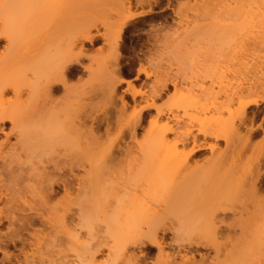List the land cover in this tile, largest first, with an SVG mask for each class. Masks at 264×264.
<instances>
[{"label":"bare ground","instance_id":"6f19581e","mask_svg":"<svg viewBox=\"0 0 264 264\" xmlns=\"http://www.w3.org/2000/svg\"><path fill=\"white\" fill-rule=\"evenodd\" d=\"M47 1L48 0H0V24H4L5 26L4 38L10 42L32 32L33 29H42L43 27L45 28L46 25L49 26L51 21H53L54 16L46 14L45 12L17 14V12H25V9L42 7ZM52 2L53 5H57L58 7L61 6L58 5L59 3L67 2V0H52ZM68 3H66L67 8L71 6L70 3L72 2L69 3L70 5ZM120 6H122L124 10L123 4ZM71 8H73V6L70 7V10H72ZM70 10L68 9L71 14L72 12ZM126 10H128V7ZM61 14H63V10ZM82 19L83 23L79 22L75 24L74 22L75 25L78 24L75 32L73 35L71 34V37L69 36L67 43L64 46V43H61L63 48H59V52L56 48V50H54L57 51V53L50 52L49 55V53H46L47 50H44L46 55H49L48 57L50 60H48V57L41 56L45 54L42 51V54H38L32 58H25L24 62L26 66L17 69V58H0V123L5 124L6 122H9L11 124L10 134H16V142L14 144L8 143V136L10 134H6V140L0 143V169L6 171V174H4L3 177L0 172V202L2 203L5 201V209H0V226H3L4 222H7V226H5L7 227L6 233L0 235V254L2 255L0 258V264L11 262L12 255L8 252V249L11 247L15 248L17 244H20L21 246L20 250L24 262H28L29 257L27 258V253L24 251L25 244L23 232H27L28 229H35V225L38 223L41 225L48 224L49 226L47 225L46 227L50 228L52 222L54 223L53 219L55 215L59 217H55L58 219L57 222L59 221L62 225L60 220H64L65 215L69 213V206H66V208V204H77L75 205L78 209L76 210L78 211L76 213L78 219L76 220H78L79 223L76 225V228L80 230L84 229L85 232L87 231V237H84V240V238L82 239V236L80 237L79 235L80 230H77V232H75V230L71 232L68 230L71 228H67V226L65 228L63 227L64 229L67 228L66 230L69 231L66 239L71 241H69V243L74 250L72 251L75 253L74 255H77L75 257L77 260H74L78 262L76 263L72 260V263H70L68 260L66 263L139 264V256L147 258L152 255L154 250H156L154 260L157 261L156 263L154 262L155 264H216L218 262V264H222L223 261L229 264L228 262H231V260H219L218 262H214V258L210 259L204 255H199V253V260H196L194 256L200 249L212 250L217 254L218 247L216 246V238L223 235L228 236V234L234 233L236 228L241 232V235L246 231L248 233L253 231L252 233H254V230L258 233V231L262 229L261 225L264 224V194H262L260 188V183L262 182L261 177L256 175L258 177L255 176V180L250 182V185H248L249 188L247 187V189L244 188L245 185L244 187H242V185L241 187L238 186V193H235L237 192V188L235 187V190V188L232 189L228 185L230 183L229 180L231 179H229L227 175L228 172H223L224 175H226L225 177L222 176L224 180L223 182L225 183L226 181L227 185L225 183V187L228 186V190L227 188L224 190L229 193V189L231 188L235 191L230 192V194H237V196L241 193L242 195L239 197L235 195L237 200L242 198L245 199L243 194L251 197L253 204L250 205L251 203L249 202L250 206H247L248 204L245 205L246 208L252 207V209L250 208L251 210H248L249 208H245L244 203L247 201V198L243 201L244 203L242 202V207H244L245 210L242 207H239L238 209L236 207L235 209L223 208L221 205L219 207L218 204H215L217 205V207H215L214 155L212 154L213 157L206 160L203 165L197 163L194 165L191 163L190 165L192 155H196L200 150L197 149V137L190 135L189 133L182 135L179 132L177 136L169 139L168 136L174 134L176 129L174 130L173 128L175 126L173 127V125L169 124L165 119L163 122L159 121L160 125H158L159 123L156 121L157 118L152 120L149 125L150 129L145 133V138L142 139L143 142L141 141V144L136 143V146L133 144L135 143V132L141 127L143 121L140 115L134 121L129 120L130 122L128 121L129 123L125 124L126 129H128V138L130 139L131 144H133L132 147L130 145L129 147L128 144L125 146L124 144V148L122 146L121 148L120 146H114L113 142H106L108 145L106 143H100L102 139L101 131L103 130V133L105 132V134H107L111 127L110 124L112 120L110 121V117H108L107 114L97 116L95 115V112L94 114L89 112L90 110L88 111V109H86L87 104H85L86 102L84 101L88 98H85V94H83L85 99L82 98L79 100L82 94H78V96L80 95L79 97H73L77 95H73L75 92H72V86L70 87V84H68L69 81H72L71 79L74 77V72H78L79 74L80 72L82 73L83 70L87 73L91 71V66H85L79 61V58H81L82 55V47L78 48L79 46L78 44L76 45V42H80V39L83 41L86 40L87 43L98 40L97 37H93L90 34V30L95 24L89 26L87 22H84L85 18ZM112 28L113 27H111V29L110 27H108V29L105 28L107 33H104L103 35L111 45L120 34L119 31L121 27L119 29L117 28L118 30L116 31V28L113 30ZM57 47H60V43ZM51 53L53 57L52 59L50 58ZM53 55H56L57 57ZM59 58L60 61L57 60ZM53 59L54 61L52 62ZM45 61L47 64L50 62H52V64L57 63L56 68L54 64V66L48 64L52 65V67H49L52 68V70L49 69V71H51H47L48 68H45ZM114 66L116 65L114 64L112 68H115ZM28 72L31 74V78H27V75H29L27 74ZM114 74L115 72L112 70L111 75L114 76ZM114 77H111V79L109 78V81H107L109 83L106 87V92L104 93L106 100H103V103L106 102L107 104H113L117 92L116 87L121 84L120 81L116 80ZM76 89L77 90L75 91L79 93L78 88ZM79 91L83 90L79 89ZM9 92L13 94V101L5 98ZM59 92L62 94L61 100L63 99V102L58 99L60 103H63L62 107H57L55 103L56 98L54 99L55 94ZM25 93L27 94V98L25 101H21V96ZM70 97H72L70 100L72 105L70 101H67ZM73 99L76 101L75 103H79L84 99L83 101L85 103L81 101L78 108V104L74 105L75 103H73ZM194 100H188L192 103L190 104L187 102L188 107L195 108L197 106L195 105L197 103ZM120 102L121 107L117 112L119 113V116H122L125 112L126 104L123 103L124 101H122V99ZM68 103H70V105ZM152 103L153 104L146 107H154V102ZM257 103L258 101L251 102L253 105H256ZM69 106H72L71 108L73 109ZM213 107L214 104L212 105V108ZM156 113L155 117L160 118L165 112H163V110H157ZM165 116L167 117V115H164V117ZM173 116L175 123V119L177 120V118L175 115H172V117ZM67 118L70 123H68L69 121ZM66 120L68 122H66ZM195 120L199 122V118L198 120ZM213 121H200V124L198 123V134L202 135L205 139L213 138L215 141L222 139L223 136L226 139V134L230 132V130L232 131V129L227 131L229 127L225 129V126L218 125L216 122V125H214ZM0 131L2 132V130ZM188 135L191 139L190 143H192V148L186 153L184 152V149L188 148L187 143L190 144L187 141V137H189ZM60 144H63L65 148L67 147L68 149L70 147L73 151L75 149L74 153L72 150L71 152L70 149L69 152L66 153L68 151L66 149V152L65 150H62L65 153L60 155L61 153L59 154L57 152ZM7 145L8 151L6 152L5 148ZM210 148L212 149L213 146ZM132 150H137L136 152L139 154H135V156L133 155L131 157L130 155L133 154ZM122 154H124V160H122ZM20 155H23L25 159L24 162L21 161ZM24 165L27 166L26 169H24ZM13 167H15L16 170H14ZM117 170L120 174L122 173L121 176H125V178L119 176L121 177L120 179L123 178V181L121 180V182L124 188L121 187V182L119 184V187L123 189L121 190L123 193L120 191V194L122 193L123 196L120 195L122 198L119 196V190L115 191L118 189V179L115 177L116 173L117 175L119 174ZM123 170L124 172H127V174L125 173V175H123ZM181 170H185L186 173L183 177L180 178L178 176L176 178L175 176L179 174V172H183H181ZM76 172H78L77 175ZM79 172L81 174H79ZM106 174H108L107 178L109 179L106 178ZM217 174L219 175V173ZM132 175L133 177H131ZM113 177H115L116 180H114ZM218 177L216 176V179ZM134 178L136 180L138 178L137 183L140 182V186L139 183L137 185ZM105 179H107V181H105ZM128 179L130 181L132 179V182H135L136 184L134 185L136 186L130 188V184L124 186L126 184H124V181L127 180L126 182H130ZM109 180L112 183H110ZM113 181H116V189L113 185ZM231 181H233V178ZM107 182H109V184ZM102 183H106L109 186L111 185L114 190L112 191L111 187L105 184L107 186L106 188ZM220 186H222V184H220ZM98 187L99 190H97ZM101 187H103V193L107 190L104 194L102 193L103 198L99 197L101 195ZM74 188L76 194L74 193ZM60 190L63 193V196L60 197L62 199L60 202H64L62 207V209H64H61V211L58 210L60 211L59 213L57 212V206H59L60 202L57 204H54L53 202L58 199L57 197H59ZM96 190L99 191L97 192L100 193L99 195L96 193ZM109 190H111L112 192H110L113 194H110ZM222 190H218L219 195ZM93 192L97 194L100 201L101 198L104 201V197L106 198L108 195H112V203L115 205L111 206L108 203H105L108 204V206L104 204L105 206L102 207V205H100L102 211L99 213V210H96L98 208L97 201L99 200H97V196ZM114 192H117L118 195L116 193V196L120 197L118 198V201L117 198L113 196ZM73 193L76 197L73 196ZM224 193L225 192H223V194ZM160 196L161 198L163 197L162 200H160ZM226 196L227 195H225V197ZM114 197L115 200H113ZM91 198L95 201V204L97 203L96 206H94L95 204H93ZM86 199H90L91 201L90 208L88 207L90 206V204H88L89 202L85 203L87 202ZM157 200L158 202L160 200V202L158 203ZM77 201H79V203H77ZM152 201L155 204L157 203V205H160L156 207ZM68 202L70 204H68ZM72 202L76 203L74 204ZM101 204H103L102 201ZM91 208L93 209L92 213L94 215L98 212L96 215L99 218L95 215V219L94 215L88 212ZM45 213H47L46 216ZM56 213H59V215ZM107 213L108 216L110 215L109 217L104 215ZM52 214H54V216H51ZM111 214L116 216L111 218L114 216ZM100 216H103L104 220L100 218ZM49 219L51 220L49 221ZM94 220L98 222V224L103 225V227L105 226L104 233H101L103 235L105 234V237L103 235L102 237L100 234L101 237L98 236L97 229H93V225L95 224ZM91 222H93L92 227ZM100 222L103 223L101 224ZM252 223H255V225ZM243 224L247 227H244ZM251 225L253 226L250 227ZM258 225H260V227ZM51 226H53V224ZM256 226L259 228H256ZM262 230L264 232V229ZM262 230L259 231V233L262 232ZM32 233H34V231H32ZM32 233H30V235L33 239H36L34 240L36 242L35 244H33L32 241L28 242L35 248L42 241H39L40 238H38V233L37 236ZM248 233L246 235H248ZM257 233L254 234L258 235L259 233ZM168 235L171 236L170 241L177 249L170 254L165 253L167 242L164 243L163 241V237ZM50 237L52 240H48L52 242H49V245H51L49 247L52 249L56 248L54 247L55 238H52V235H50L49 238ZM55 245L58 247V244ZM103 248L107 249V258L97 263L96 257L102 253ZM130 248H138L139 250L144 249L145 253L140 251L139 256H136V254H129L128 249ZM78 250L80 252H78ZM248 251L250 252V250ZM249 252L248 254H250ZM126 254L128 255L127 258H125ZM60 255L62 256V254ZM228 256L230 257L231 255ZM238 257H236V259ZM177 258H179L178 262H176ZM48 259H46V262H43V259H41L40 263L33 262L32 259H30L32 262L29 261L28 263L58 264V262L55 263V261L52 260L53 258ZM233 259L232 262L238 260L235 259L233 261ZM62 261H67L65 254H63ZM19 263L20 261L17 262V264Z\"/></svg>","mask_w":264,"mask_h":264},{"label":"rangeland","instance_id":"374dc122","mask_svg":"<svg viewBox=\"0 0 264 264\" xmlns=\"http://www.w3.org/2000/svg\"><path fill=\"white\" fill-rule=\"evenodd\" d=\"M68 2H72L70 3L71 6H73V8H71L72 10H70L71 6L67 8L66 3ZM61 3L64 4L62 5ZM61 3L58 4L61 6L57 7V5H53L52 0H48L42 7L29 8L25 9V12H17V14H24L42 11L43 13L45 12L46 14L54 16V19L51 21L49 26L46 25V27H43L42 29H33L32 32H29L13 41L9 42L4 38L5 26L4 24H0V58H17V69H21V67L24 68L26 66L24 62L25 58H32L38 54H42V51L45 53L46 50V53H49V55L50 52L56 54V48L59 52V48H63V46L67 43L69 36L71 37L74 34L76 26L78 25L75 24L79 22L81 23L83 21L82 18H85L84 22H87L89 26L95 24V26L91 28L90 34L93 37H97L98 40L87 43L86 40L83 41L80 39V42H76V45L78 44V48L82 47V55L81 58H79V61L85 66H91V71L88 72L91 73L88 74L85 70L79 74L78 72H74V77L68 84H70V87L72 86V92H75V94H71L77 95L73 97H79L80 95L78 96V94H82L81 98H79L80 100L84 98L83 94H85V98L88 99L84 98L85 100H83L86 103L83 100L81 101L87 104L86 109H88V111L90 110L89 112L92 114L95 112V115L97 116L107 114L108 117H110V121L112 120L108 133L105 134V132L103 133V130L101 131L102 139L100 143L113 142L114 146H122L123 148L124 144L125 146L126 144L131 147L133 144L136 146V143L141 144L143 142L142 139L145 138V133H147L148 129H150L149 125L152 120L157 118L156 121L159 123L158 125H160V122H163L165 119V121L173 125V127L175 126L173 128L174 130L176 129L174 134L168 136L169 139L177 136L179 132L182 135L189 133L190 135L197 137V149L200 150L196 153V155H192L193 158L191 157L192 160H190V165L191 163L193 165L195 163L203 165L206 160L213 157L212 154L214 155V199L216 201H214V205L218 204L219 207L221 205L223 208L235 209L236 207L238 209L239 207H242V204L244 203L243 201L246 198L247 201L244 205H252L253 200L251 197L243 194L245 199H240L243 197L241 196L238 198L240 200H237V197L242 194L239 193L237 196V194L232 195L230 192L235 191L237 188V192L235 193H238V186L241 187V185L242 187L245 185L244 188L247 189L250 182L255 180L254 178L256 175H259L262 179L260 188L262 190V194H264V0H67V2ZM122 4L124 6V10L123 7L120 6ZM127 7L129 11L126 10ZM61 9L63 10V14H61ZM68 9L72 12L71 14ZM108 27H110V29L113 27L112 30L116 28L115 31L121 27L119 31L120 34L118 33L119 35L116 37L115 42L112 43V45L103 36L104 33H107L105 28L108 29ZM59 43L60 47H57ZM61 43H64L63 46ZM46 53L41 56L48 57L49 55L47 56ZM52 53L50 56L51 59L53 58ZM48 60H50L49 57ZM57 60L60 61V58ZM57 60L56 62L58 63ZM53 61L54 59L52 62ZM52 62L48 64H52ZM45 64V68H48V70H45H52V68L49 67H52L54 63L52 65H48L46 62ZM56 64H54L55 68ZM114 64L116 66H114L115 68H112ZM112 70L115 72V77L111 75ZM27 74H29L27 75V78H31V74L29 72ZM111 77L119 80L121 84L116 87L117 92L113 104H107L106 102L103 103V100H106L104 93L106 92V87L109 83L107 81H109V78L111 79ZM76 88H78L79 93L75 91L77 90ZM79 89L86 92L84 93L83 91H79ZM60 93L61 92L56 93L54 96V99L56 98L55 103L57 107L63 106V99L61 100L62 94ZM5 98L12 101L14 100L11 92H9ZM26 98L27 94L25 93L21 96V101H25ZM58 99L62 102L60 103ZM71 99L72 97H70V99L68 98L67 101L69 102ZM74 99L73 103L76 102ZM121 99L124 101L123 103L126 104V108L123 115L119 116L117 111L121 107ZM188 100H194L197 103H194L197 105L196 107L194 106L196 109L188 107V103H190ZM81 101L79 103H75L74 105L78 104L77 107L79 108ZM252 101H258V103L253 105L251 104ZM152 102H154V107L147 108L146 106L153 104ZM70 103L72 105L71 101ZM70 103L68 104L70 105ZM211 104H214V109ZM69 107L71 108L72 106ZM157 110H163V112H165L164 115H167V117L165 116V118L164 115L160 118L155 117ZM139 115L143 121L141 123V127H139L135 132V143L131 144L130 139L128 138V129H126L125 124H128L131 120L134 121ZM172 115H175L177 118V120L175 119L176 125L173 120L174 116L172 117ZM198 118L199 122L195 120H198ZM67 120L66 122L69 121ZM204 120H214V125L218 123V125L220 124L225 126V129L229 127L227 131L232 129L233 132L230 130V132L226 134V139L224 136L222 139L217 141L213 138L205 139L197 132L199 129L198 123L200 124V121ZM68 123H70V121ZM6 124H9L8 131L3 129V126H6ZM10 129L11 124L9 122H6L5 124L0 123V130H2V132L0 131V143L6 140L5 135L10 134ZM255 129L261 131L262 133V138L257 142H253L254 139L258 138V134H254ZM15 135L16 134L12 133V135L10 134L8 136L9 144H14L16 142ZM187 138V141L190 143V136ZM191 144L192 143H187L188 148L184 149V152L188 153L190 151L192 148ZM62 145L63 144H60L57 149V152L59 154L61 153L60 155L65 153L66 149L68 150L66 153H68L70 149V147L68 149L67 147L65 148L64 145L62 147ZM211 146H213L212 149L210 148ZM7 147L8 145L6 148ZM6 148L5 151L7 152L8 148ZM62 150H65V152ZM71 150L72 149H70V151ZM132 151L133 154L130 155L131 157L133 155L135 156V154H139L136 152L137 150ZM122 155V160H124V154ZM20 157L21 161L24 162L25 159L23 155H20ZM27 166H25L24 169H26ZM13 169L16 170L15 167H13ZM182 171L183 170H181V172ZM0 172L2 177L6 174V171L1 169ZM223 172H228L227 175L229 179L231 178L228 185L232 189L236 187L235 190L230 188L229 193L224 190L228 186L225 187L227 183L225 181V185L223 182L224 180L222 176H226ZM77 173L78 172H76V175ZM125 173L127 174V172H124L123 175H125ZM182 173L179 172V174L175 177H183L186 171L184 170ZM217 173H219V175ZM79 174L81 173L79 172ZM119 174L117 175L116 173V176L114 175L118 179V189L115 191L119 190V196H122L123 192L121 190L123 189L119 187V184L121 180L123 181L125 176H121L122 173L120 175ZM106 175L107 178L108 174ZM119 176L123 178L120 179L121 177ZM216 176H219V179L217 178L218 180L216 179ZM115 177H113L114 180H116ZM131 177H133V175ZM232 178L233 181H231ZM107 179H105V181H107ZM132 179L131 181L128 179L130 181L129 183L126 182L127 180L124 181V184H126L123 185L126 186L130 184L131 186H129V188L136 186L134 184L137 183L138 178L137 180L135 179L136 183H133ZM109 182L112 183L110 180ZM109 182L107 183L109 184ZM115 182L113 181V185L116 189L117 186H115ZM243 182L246 183L244 184ZM138 183L140 186V182ZM220 184H222V186H220ZM120 185L123 187L122 182ZM99 187L97 190H99ZM103 187L100 189L101 195L99 197H102V195L107 191H105L104 188L105 192L103 193ZM109 187H111V185ZM97 190L96 193L99 192ZM111 190H114L113 187H111ZM111 190H109V193L113 194L111 193ZM218 190H222L220 191V195L218 194ZM120 191L122 192L121 194ZM223 192H225L224 194L227 195L228 198L227 196L225 197ZM74 193L76 194L75 188ZM93 193L96 194L95 192ZM116 193L117 192H114L113 196H115L118 201V198L121 196H116ZM75 194L73 195L74 197H76ZM97 194L99 195L100 193ZM235 195L237 197H235ZM62 196L63 193L60 190L59 197H57L58 199L56 201L54 200L55 202L53 203L57 204L60 202L62 200L60 197ZM99 197L97 196V200H99L97 201V206L100 209H96L99 210V213L102 211L100 205H102V207L105 205L108 206V204L111 206L115 205L112 203V195H108L106 198L104 197L105 202L102 197L101 201L103 204H101L100 199H98ZM115 197L113 200H115ZM162 198L160 196V200H162ZM91 201H93L92 198ZM91 201L88 199L87 202H84H89L88 204H90ZM94 202L95 201H93V204H95ZM249 202L251 203L250 205ZM63 203H59V206H57V212L60 213ZM72 203L75 204L76 202ZM77 203H79V201H77ZM4 204L5 201L2 203L0 202V209H5ZM68 204L70 203L68 202ZM96 204L94 206H96ZM75 205H65V207L69 206V213L65 215L64 220L61 219L64 223L59 219L62 225L59 221L57 222V218L59 217L52 214L51 216H54V223L52 222L53 226H51V224L49 228L46 227L48 224L41 225L38 223L35 225V229H28L29 235H23L28 239V241H32L33 244H35L36 241L34 240L36 239H33L30 235V233L34 231L32 234L37 236L38 233V238H40L39 241H42L41 243L39 242L40 244H38L35 248L31 245V243L29 244V242L26 245L25 253H27L29 261L32 259L33 262L40 263L41 259H43V262H46V259L53 258L52 260L55 261V263L69 264L66 263L68 260L70 263H72V260L74 259L77 260L75 258L77 255H74L75 253L73 252L74 250L72 245L69 243L70 240L66 239L69 232L66 230L67 228H71L72 230L68 229L71 232L74 230L75 232L80 230L76 228L79 221L76 220L78 219V215L76 214L78 212L76 210L78 209ZM159 205L160 204L157 205V203L155 204L156 207ZM88 207L90 208L91 204ZM215 207H217V205H215ZM92 208L89 209V213H92ZM242 208L245 210L244 207ZM250 208L252 209V207H247L246 209L251 210ZM46 211L48 212L47 209ZM59 213L56 214L59 215ZM46 214L47 213H45V216ZM96 214H98V212H96ZM92 215L94 214L92 213ZM104 215H107V217L110 216H108V213ZM111 215L113 216L114 214ZM115 216L116 215L111 218H114ZM100 218L104 220L103 216H100ZM50 220L51 219H49V221ZM92 223L93 222H91V227L93 225ZM94 223L93 229H97L98 236H102L103 234L101 233H104L105 226L103 227V225L98 224L95 220ZM4 224L7 225V222ZM253 225H255V223ZM263 225L264 224L261 225L262 229H264ZM66 226L67 228L64 229ZM258 226L260 227V225ZM258 226H256V228ZM244 227L247 226L245 225ZM237 229L238 228H236V230ZM0 230L6 233L5 228L0 227ZM235 231L234 233L228 234V236L223 235L216 238L215 241L216 246L218 247V253L216 254L214 251V254L210 259L214 258V262H218L219 260H231V262H228L229 264H234V262L235 264H264L263 230V233L260 232L261 234L259 231L258 234L255 232L256 230H254V233H257L258 235L252 233V230V234L246 231L248 235H246V232H243V234L246 233L245 235H241L239 230ZM50 235L53 236L52 238H55V243L54 241L53 243L56 248L52 249L49 247L51 246L49 244L52 242L49 241L51 239V237L49 238ZM79 235L80 237L82 236L81 238L83 239L84 237H87V231L85 232L84 229L80 230ZM103 236L105 237V234ZM163 241L165 243L170 240L167 239V237H163ZM55 244H58V247ZM247 249L250 250V252ZM176 250L177 249L173 244L166 245L165 247V253L167 254ZM140 251L145 253L144 249H128L129 254H136V256H139ZM78 252L80 251L78 250ZM248 252L250 254H248ZM60 254H62V256ZM63 254H65L67 261H62ZM106 254L107 249L103 248L102 253L96 257V262L98 263L105 260L107 258ZM227 254L231 256L229 257ZM240 254H243L244 256ZM155 255L156 250H154L152 255L147 258L139 256V263L155 264L157 261L154 260ZM127 256L128 255L126 254L125 258H127ZM1 257L2 255L0 254V258ZM236 257H238V260ZM232 259L233 261L235 259L237 261L232 262ZM178 261L179 258H177L176 262ZM28 262L25 263L24 258H22L19 264H30ZM75 262L78 263L77 261ZM225 263L227 264V262L223 261L222 264Z\"/></svg>","mask_w":264,"mask_h":264},{"label":"flooded vegetation","instance_id":"af4514ba","mask_svg":"<svg viewBox=\"0 0 264 264\" xmlns=\"http://www.w3.org/2000/svg\"><path fill=\"white\" fill-rule=\"evenodd\" d=\"M3 129H5L6 131H8L9 124H6V126H3ZM5 226H7V225L3 224V226H0V227L6 229L7 227H5ZM2 233H4V232H2V230H0V235ZM23 235H29L28 231L27 232H23ZM166 237L169 240L171 239V236L170 235H168ZM23 239H24V244H25L24 245V251H25V247L28 244V239L25 236H23ZM166 244L167 245H169V244L172 245L171 241H167ZM10 249H8V251L12 254V259H11V262L10 263H6V264H17L18 260L20 261L23 258L22 254H21V250H20L21 249V246H20V244H17V246L15 248L11 247ZM17 249H19V250H17ZM198 253H199V255H204L205 257H208V258H211L213 256V254H214L213 251H208V250L200 249L197 253H195V256L194 257H195L196 260H199V258H200L198 256Z\"/></svg>","mask_w":264,"mask_h":264},{"label":"crops","instance_id":"0c3cea01","mask_svg":"<svg viewBox=\"0 0 264 264\" xmlns=\"http://www.w3.org/2000/svg\"><path fill=\"white\" fill-rule=\"evenodd\" d=\"M254 132H255L254 134H258V138L254 139L253 142H257V141H259L262 138V133H261V131H259L257 129H255Z\"/></svg>","mask_w":264,"mask_h":264}]
</instances>
